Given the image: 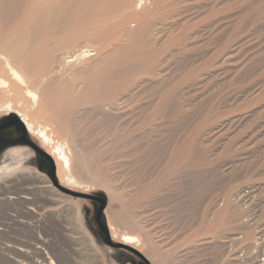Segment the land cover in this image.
I'll return each mask as SVG.
<instances>
[{"label": "rangeland", "instance_id": "rangeland-1", "mask_svg": "<svg viewBox=\"0 0 264 264\" xmlns=\"http://www.w3.org/2000/svg\"><path fill=\"white\" fill-rule=\"evenodd\" d=\"M161 1L155 0L153 12L154 5L138 8L134 17L119 13L102 24L96 19L89 34L78 32L87 36L67 51L91 50L94 62L109 54L114 64H99L104 76L95 84L84 82L65 109L56 102L42 109L46 119L40 123L58 125L54 115L60 120L57 133H67L72 147L80 140L95 168L91 176H76L81 187H73L56 166L58 183L105 195L113 241L121 243L122 233L143 239L149 232L164 253L169 247L176 252L168 257L171 264H264V0ZM79 59L75 63L85 62ZM93 76L81 77L91 82ZM0 78L10 81L2 72ZM7 88L0 87V106L19 103V92H25L12 89L7 95ZM100 104L105 107L96 109ZM13 112L0 107V118L17 116ZM36 164L27 147L13 148L0 160V258L8 264H131L130 253L99 239L93 204L62 194ZM24 174L29 175L25 188L32 187L25 194L17 185L2 186L17 178L22 183ZM14 188L30 200H9ZM251 188L255 194L245 197ZM160 254L150 264L163 259Z\"/></svg>", "mask_w": 264, "mask_h": 264}, {"label": "bare ground", "instance_id": "bare-ground-1", "mask_svg": "<svg viewBox=\"0 0 264 264\" xmlns=\"http://www.w3.org/2000/svg\"><path fill=\"white\" fill-rule=\"evenodd\" d=\"M147 1L148 2L146 3V0H0V73L2 72L3 75L6 74V76L10 80L9 83L7 84L6 81H4L0 78V87H2V88L8 87L6 90L7 95L12 89L15 90L16 93L21 91V90L25 91L24 92L25 95H24V93L22 94V92H19V93H21V95L19 96V97H21V98H19V103L17 102V104L16 103L14 104L11 101L10 102L7 101V102L1 103L0 107L3 110V112L11 113L14 111L13 113H16V115L18 116V117L17 116L16 117L21 120V122L23 123L24 127L26 128L29 136L32 137L33 139H35L37 141V144L42 149L45 150V148H47V150H46L47 154L49 156H51L52 159L54 160L55 165L57 166V169H59L61 175H63L65 177L66 183L70 184L73 187H81V184L79 183L77 177L78 178L79 177L80 178H86L87 176H91L92 175L91 173L95 169L92 162L90 160H88V158H87L88 150L86 147H84L80 143V140H78L74 143L71 142V144L73 145V147H72L68 141L69 136L67 135V133L65 135H64V133H63V135H59L57 133V130L59 128L58 125H60L59 124L60 120H56L54 118V115L51 116L50 118L53 122H55V124H58V125H56L57 127L54 126L55 127L54 128L53 126L46 124V122L40 123L39 119L40 118L43 119L46 117V109L45 110H42V109L44 107H46V104H50V106L52 108H54V105H53L54 102L57 103V107L62 106V108L65 109L66 105L72 100V96L74 95V93H77L78 91L82 90V85L84 84V82H86L87 85H88V83L95 84L98 79H100L102 76H104V73L101 70H99L100 69L99 64L102 63L103 65H106L105 67H109V64H114L112 59L106 58L109 56V54H106L108 56H106L104 54L106 57H103L100 61L94 62V61H92L93 59H91L92 56L94 55L92 53L93 51H91V50L83 49V50H81L80 53H78L76 55L72 54L70 52H67L72 46L78 44L77 42L79 40L84 39V36H87V35L81 34V33H80V35H78V32H80L82 30H86V33H87V30L90 32V28H92V26L95 25V23H96L95 20L98 18H101L100 19L101 22L99 20H97V21L102 24V22L105 18L107 20L108 17H111V16L116 15V17H117V14H119V13L121 15L124 13H125V15H129L132 13L135 15L136 11H137V13H139L137 10L138 8L141 10V8L144 9V7H146V6H149L152 8L155 6L154 5L155 0H147ZM163 2H165V1L163 0ZM168 3H167V5H168ZM159 4L160 3H158V5ZM159 6H158V8H159ZM163 6H161V7L164 8ZM155 8H157V6H155L153 10L152 9H150V10L153 12L155 10ZM158 11H160V9ZM155 13H157V12H155ZM133 14L130 16L132 17ZM125 15H124V17H125ZM136 16H135V18L137 21ZM120 17H121L120 19H124V18H122V16H120ZM124 20H126V19H124ZM124 20H122V21L119 20V21H120V23H124ZM129 20L132 21L131 19H129ZM113 21L115 22V20H113ZM136 21L134 20V22H136ZM128 22H125V23L127 24ZM140 22L143 23L142 21H140ZM140 22H139V24H140ZM108 23H109V21H108ZM130 24L131 23H129V25ZM133 24H131L130 26L133 27L132 26ZM136 24H137V22H136ZM152 24H154V22H152ZM123 25L124 24H122V26ZM140 25L142 27L144 24L143 25L140 24ZM149 25L145 24L143 27L146 28ZM157 25H158V23H157ZM137 27H139V26H137ZM150 27H152V26L150 25ZM128 31H126V32H128ZM146 31H148V30H146ZM132 32H134V31H132ZM109 33L110 32L108 31V34ZM87 34H89V33H87ZM149 34H151V33H149ZM120 35H122V34H120ZM131 35H134V34H131ZM106 36H108V35H105V38H106ZM149 37H151V36H149ZM85 38H88V37H85ZM127 40H129V39H127ZM149 41H151V40L149 39ZM131 42H133V40H131ZM153 43H155V42H153ZM126 47H128V46H126ZM61 50L63 52L60 53L57 58H54L53 56L57 52L59 53V51H61ZM144 51H145V49H144ZM119 53H121V52H119ZM79 58L80 59L82 58L85 62L75 63V60H77ZM146 62H147V59H146ZM73 63H74V65H73ZM75 64L78 66L76 67ZM64 66H69V69L67 67L64 68ZM57 70H59L60 74L55 76L56 74L54 72L55 71L58 72ZM126 70H128V69H126ZM52 72L55 74V75H53L54 77L51 80L46 82L45 78L47 76H49L50 73H52ZM119 73L121 74L120 71H119ZM23 74L28 75L27 81H24ZM89 74H94L91 82L84 81V79L81 76H86ZM112 75H114V74H112ZM117 75H118V73H117ZM64 76H66V78ZM106 79H108V78H106ZM106 79H104V80H106ZM76 81H79V84H77ZM32 86H34L33 90H37V92H38V95L40 98L39 102H37L39 99L36 101L37 96L34 94V92L29 90V88ZM80 86H81V88H80ZM13 94H14V91H13ZM125 96H127V95H125ZM23 99H25L27 102L22 103V102H24ZM158 99H160V98H158ZM41 100H42V103H41ZM119 101H121V100H119ZM41 104H45V105L41 106ZM107 106H108V104H107ZM101 107H105V106L104 105L102 106L100 104L97 106L96 109H100ZM111 107L112 106H109V109ZM113 108H112V110L115 109V108L114 109ZM117 110H119V109H117ZM56 112L60 115H63L65 113L64 110H62V109H56ZM66 122H68V120ZM172 168H174V167H172ZM99 169L100 170L105 169V166H103V167L99 166ZM24 176H26V177L22 178V176H20L21 178L19 181H21L22 183H18L17 179H19V178H17L15 181L5 182L2 186L9 184V186L13 187L14 185H17L19 188H21L20 190H22V189L24 190V191L22 190L24 192L22 194H25V192L28 191L32 187L30 186V188L29 187L25 188V185H27L26 180L28 179L29 175L27 176L26 174H24ZM109 182H110V180H109ZM43 184H46L49 186L50 182L43 180ZM2 186H1V188H2ZM99 186H101V185H99ZM40 188H45V187L41 186ZM255 191L256 190H254V191L252 190L251 192H253V194H255ZM7 192H8V190H7ZM13 192H14V194H13L14 196H11L10 198H8L9 200L20 201V202L21 201L27 202V200H30V198L28 196L19 195L21 192H18V189H16V188L13 189ZM62 194H64V193H62ZM223 210H224L223 208H220L217 211L215 210L217 213V216ZM233 213H235V212H233ZM212 214H211V218L214 215V214L213 215ZM219 217H220V215H219ZM232 218H233V216H232ZM213 221H215V220H213ZM108 228L110 231L115 232L114 226L109 225ZM149 234H151V233H149V232L145 233V236H143V239H141L140 237L138 238L135 235H129V233H122V235H119V236L121 238L120 241L122 244L130 246L134 249L135 248L139 249L137 251H140V252L146 254L147 257H149V259H151V258L153 259V257H155L154 255H157L159 252H161V254L158 255L159 256L158 258L163 257V259H160L158 261L155 260L157 262V264H171L173 259L172 260L168 259V257L171 256V258H173V256H174L173 254H175L176 252L175 253L169 252L168 251L170 248L169 247L168 250L166 251V253H164L166 249L164 247H162L163 245L159 244L158 242L151 243L150 240H152L154 238L151 237L152 235H149ZM204 234H205V232H204ZM157 237L160 238V236H157ZM227 237H225L223 239H227ZM231 240H233V239H231ZM235 240H237V239H235ZM235 240H233V241L235 242ZM146 241H149V243H150L151 252L149 249L145 250V248H144L143 244ZM159 241H164V240L161 239ZM174 244H176V243H172L171 249L175 247V250L177 251L178 248L176 246H174ZM178 244L179 243H177V245ZM7 247H9V246H7ZM5 250H11L12 251V250H14V248L13 249L5 248ZM17 250L20 251L21 253H23L22 255L28 254L27 251H25V250H19V249H17ZM152 250H154L153 253H152ZM183 251H185V250H183ZM167 252H169V253H167ZM171 253L173 256L171 255ZM1 256H3V255H1ZM181 257H183L182 259H184L185 254H182L179 257H177L179 259V261L182 260ZM175 260L177 263L178 260L177 259H175ZM248 260H250V259H248ZM0 264H8V263L6 261H4L2 258H0ZM50 264H52V263H50Z\"/></svg>", "mask_w": 264, "mask_h": 264}, {"label": "water", "instance_id": "water-1", "mask_svg": "<svg viewBox=\"0 0 264 264\" xmlns=\"http://www.w3.org/2000/svg\"><path fill=\"white\" fill-rule=\"evenodd\" d=\"M7 117H11V121L5 125H1L0 131L14 132L16 134L15 140L12 138H7L8 140L10 139L8 141L10 144H8L29 148L36 156L37 170L46 174L51 184L59 191L74 198L85 199L93 204V220L98 230V237L102 243L113 250H122L130 253L139 260L137 264H150V262L139 251L120 242L113 241L111 238L104 216V211L108 204L106 196L103 194L92 195L83 192H76L62 187L58 183L56 176V165L52 157L49 156L34 140L31 139L20 119H18L15 115Z\"/></svg>", "mask_w": 264, "mask_h": 264}, {"label": "flooded vegetation", "instance_id": "flooded-vegetation-1", "mask_svg": "<svg viewBox=\"0 0 264 264\" xmlns=\"http://www.w3.org/2000/svg\"><path fill=\"white\" fill-rule=\"evenodd\" d=\"M11 121V117H2L0 118V126L1 125H5L7 123H9ZM7 138H12V139H16V134L14 132H4V131H0V160L2 158V156L9 152L10 150H12L13 148H18V146H14V145H9L10 143L8 142L9 140ZM9 143V144H8ZM135 257L132 255H130V263H134Z\"/></svg>", "mask_w": 264, "mask_h": 264}, {"label": "built area", "instance_id": "built-area-1", "mask_svg": "<svg viewBox=\"0 0 264 264\" xmlns=\"http://www.w3.org/2000/svg\"><path fill=\"white\" fill-rule=\"evenodd\" d=\"M251 189L253 190V188H251ZM253 191H254V190H253ZM252 194H253V192H251L250 189H249V191L246 192L245 197L249 198V197L252 196Z\"/></svg>", "mask_w": 264, "mask_h": 264}, {"label": "crops", "instance_id": "crops-1", "mask_svg": "<svg viewBox=\"0 0 264 264\" xmlns=\"http://www.w3.org/2000/svg\"><path fill=\"white\" fill-rule=\"evenodd\" d=\"M152 239V238H151ZM151 243L155 242L154 239L150 240ZM141 253V252H140ZM146 255V254H145ZM144 256V255H143ZM147 256V255H146ZM145 257V256H144ZM146 258V257H145ZM148 260V258H146ZM133 264V263H131Z\"/></svg>", "mask_w": 264, "mask_h": 264}]
</instances>
